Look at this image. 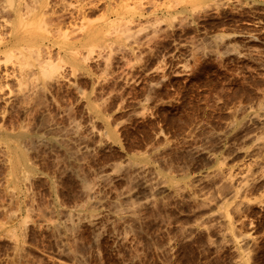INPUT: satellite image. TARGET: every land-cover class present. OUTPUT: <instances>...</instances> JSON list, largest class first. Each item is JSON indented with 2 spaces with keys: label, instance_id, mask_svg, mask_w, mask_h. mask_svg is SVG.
Listing matches in <instances>:
<instances>
[{
  "label": "rangeland",
  "instance_id": "obj_1",
  "mask_svg": "<svg viewBox=\"0 0 264 264\" xmlns=\"http://www.w3.org/2000/svg\"><path fill=\"white\" fill-rule=\"evenodd\" d=\"M0 264H264V0H0Z\"/></svg>",
  "mask_w": 264,
  "mask_h": 264
},
{
  "label": "bare ground",
  "instance_id": "obj_2",
  "mask_svg": "<svg viewBox=\"0 0 264 264\" xmlns=\"http://www.w3.org/2000/svg\"><path fill=\"white\" fill-rule=\"evenodd\" d=\"M93 47V46H92ZM50 67H52V65H50Z\"/></svg>",
  "mask_w": 264,
  "mask_h": 264
}]
</instances>
